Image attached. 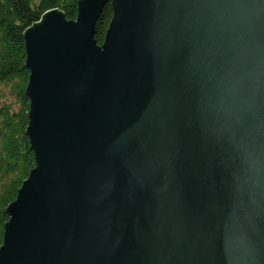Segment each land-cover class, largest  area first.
Segmentation results:
<instances>
[{
  "label": "water",
  "instance_id": "obj_1",
  "mask_svg": "<svg viewBox=\"0 0 264 264\" xmlns=\"http://www.w3.org/2000/svg\"><path fill=\"white\" fill-rule=\"evenodd\" d=\"M73 7L18 27L0 264H264V0Z\"/></svg>",
  "mask_w": 264,
  "mask_h": 264
},
{
  "label": "trees",
  "instance_id": "obj_2",
  "mask_svg": "<svg viewBox=\"0 0 264 264\" xmlns=\"http://www.w3.org/2000/svg\"><path fill=\"white\" fill-rule=\"evenodd\" d=\"M45 5L58 6L71 17L73 0H0V220L6 214L1 202L9 197L23 172L31 165V156L21 123L27 99L20 90L26 66L20 60L18 27L37 15ZM108 14L105 5L95 27L97 40Z\"/></svg>",
  "mask_w": 264,
  "mask_h": 264
}]
</instances>
